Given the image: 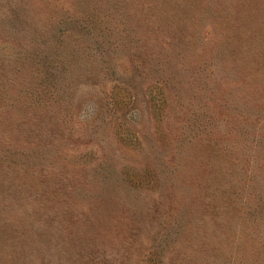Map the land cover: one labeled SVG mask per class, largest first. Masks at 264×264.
Returning a JSON list of instances; mask_svg holds the SVG:
<instances>
[{"label":"rangeland","instance_id":"1","mask_svg":"<svg viewBox=\"0 0 264 264\" xmlns=\"http://www.w3.org/2000/svg\"><path fill=\"white\" fill-rule=\"evenodd\" d=\"M0 264H264V0H0Z\"/></svg>","mask_w":264,"mask_h":264},{"label":"trees","instance_id":"2","mask_svg":"<svg viewBox=\"0 0 264 264\" xmlns=\"http://www.w3.org/2000/svg\"><path fill=\"white\" fill-rule=\"evenodd\" d=\"M116 105H120L121 103H119L118 101L115 103Z\"/></svg>","mask_w":264,"mask_h":264}]
</instances>
